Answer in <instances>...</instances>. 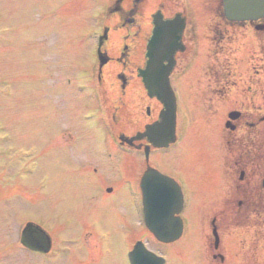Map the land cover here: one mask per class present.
<instances>
[{"label":"rangeland","instance_id":"374dc122","mask_svg":"<svg viewBox=\"0 0 264 264\" xmlns=\"http://www.w3.org/2000/svg\"><path fill=\"white\" fill-rule=\"evenodd\" d=\"M40 1L43 2L39 3ZM44 1L48 8H44ZM59 4L60 0H0V108L6 103V107L0 109V117L3 122L12 125L10 132L13 135L9 147L8 144L6 147L8 151L23 148L28 152V156L21 164L34 165V175L26 174L27 166H23L24 174L19 170L17 175L24 182L14 188L6 186L7 191H15L21 199H28L27 206L33 208V214L26 213L29 209L19 199H7L12 200L10 205L0 202V261L7 259L8 262L4 261V264H37L28 261L18 244L17 225L32 214L31 216L41 221L38 223H42L44 227L48 226L55 237H64L78 244L75 254L77 260L84 253L79 238L85 234L84 229L90 228L91 223L96 233L103 238L105 261L120 264V238L114 243L112 238L104 233L111 232L112 236H118L119 221L115 209L117 211L119 208L118 200L122 199V194L113 193L106 198L112 200L101 198L99 187L94 188L98 180L90 179L84 169L73 162L72 152L57 146L62 131L68 127L63 120V114L57 109L58 104L45 98L41 88L31 82L30 76L23 79L26 73L34 70L37 62L33 57L39 54V49L34 46V40L49 35L48 31H43V28L47 29L49 26L43 18L48 16L50 19ZM78 10L85 12L82 4ZM55 21L57 22L56 17ZM41 42H45V39ZM81 45L88 48L87 42ZM68 59L76 58L69 55ZM4 88L10 89L9 99H6L3 93ZM46 90L47 87L44 91ZM190 108L182 104L183 110ZM187 121L188 129L184 132L180 146L169 158L162 155L158 158L161 171L170 176H180L189 195L190 217L179 248L183 251L173 250L170 255L166 254L168 264H200V211L203 200L218 193L220 188L217 183L219 165L214 133L204 135L203 125L193 122L188 114ZM42 177L43 184L39 182ZM207 178L210 180L209 184ZM37 182L42 189L37 187ZM33 196L38 199H29ZM17 204L18 209L25 212L19 216L21 220L18 219L14 225ZM96 213H102L105 222L99 220ZM230 237L233 240L229 245L228 254L236 264L233 259L236 253H239V233L231 232ZM206 242L207 237L204 235L205 262L218 264L206 256ZM150 245L155 247L151 242ZM64 263L65 259L58 261V264Z\"/></svg>","mask_w":264,"mask_h":264},{"label":"water","instance_id":"95a60500","mask_svg":"<svg viewBox=\"0 0 264 264\" xmlns=\"http://www.w3.org/2000/svg\"><path fill=\"white\" fill-rule=\"evenodd\" d=\"M157 238L164 242H168L172 240L169 238L168 239L160 238L159 236H157ZM45 239L46 238L41 232H39L38 230L30 229L27 231L25 230L23 232L21 242L23 245H25L28 248L31 249L37 248V250L39 251H46L47 248H44L45 245L42 244V242ZM134 254H135V264H158V262L152 257V255L146 253L139 244L136 245Z\"/></svg>","mask_w":264,"mask_h":264},{"label":"flooded vegetation","instance_id":"af4514ba","mask_svg":"<svg viewBox=\"0 0 264 264\" xmlns=\"http://www.w3.org/2000/svg\"><path fill=\"white\" fill-rule=\"evenodd\" d=\"M137 27L140 28V25L137 24ZM125 200V201H123ZM122 201V202H121ZM119 202V208L116 211L117 219L121 222V230L127 237H131L134 235V218L135 213L132 205V199H121ZM131 201V203H130ZM85 235L92 236L91 231H85Z\"/></svg>","mask_w":264,"mask_h":264}]
</instances>
